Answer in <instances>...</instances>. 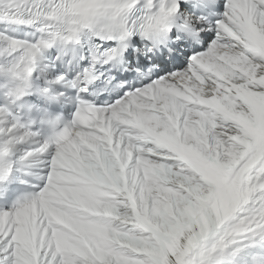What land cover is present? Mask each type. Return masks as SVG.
<instances>
[{
    "label": "snow or ice",
    "instance_id": "1",
    "mask_svg": "<svg viewBox=\"0 0 264 264\" xmlns=\"http://www.w3.org/2000/svg\"><path fill=\"white\" fill-rule=\"evenodd\" d=\"M0 264H264V0H0Z\"/></svg>",
    "mask_w": 264,
    "mask_h": 264
}]
</instances>
